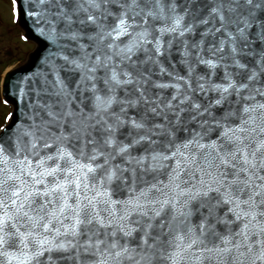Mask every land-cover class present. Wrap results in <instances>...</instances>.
I'll list each match as a JSON object with an SVG mask.
<instances>
[{"label":"snow or ice","instance_id":"obj_1","mask_svg":"<svg viewBox=\"0 0 264 264\" xmlns=\"http://www.w3.org/2000/svg\"><path fill=\"white\" fill-rule=\"evenodd\" d=\"M13 18L39 46L0 85V264H264V0Z\"/></svg>","mask_w":264,"mask_h":264},{"label":"rangeland","instance_id":"obj_2","mask_svg":"<svg viewBox=\"0 0 264 264\" xmlns=\"http://www.w3.org/2000/svg\"><path fill=\"white\" fill-rule=\"evenodd\" d=\"M22 37L17 21L13 18V0H0V85L5 70L23 63L28 50L35 46ZM10 110L11 106L6 107L1 103L0 91V124Z\"/></svg>","mask_w":264,"mask_h":264},{"label":"water","instance_id":"obj_3","mask_svg":"<svg viewBox=\"0 0 264 264\" xmlns=\"http://www.w3.org/2000/svg\"><path fill=\"white\" fill-rule=\"evenodd\" d=\"M21 23V25L25 28V30L27 31V29H26V26L22 23V22H20ZM27 35L30 37V38H32V39H34L31 35H29L28 34V32H27ZM35 41H37L36 39H34ZM38 42V41H37ZM38 46H39V44H38ZM6 98V97H5ZM11 102V101H10Z\"/></svg>","mask_w":264,"mask_h":264}]
</instances>
